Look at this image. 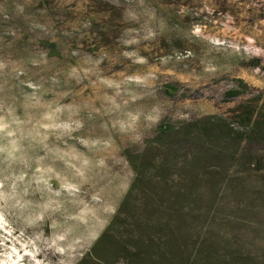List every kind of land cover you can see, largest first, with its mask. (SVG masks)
<instances>
[{
  "label": "rangeland",
  "instance_id": "rangeland-1",
  "mask_svg": "<svg viewBox=\"0 0 264 264\" xmlns=\"http://www.w3.org/2000/svg\"><path fill=\"white\" fill-rule=\"evenodd\" d=\"M237 79L264 91V0H0V264H75L122 151L164 116H227Z\"/></svg>",
  "mask_w": 264,
  "mask_h": 264
},
{
  "label": "trees",
  "instance_id": "trees-1",
  "mask_svg": "<svg viewBox=\"0 0 264 264\" xmlns=\"http://www.w3.org/2000/svg\"><path fill=\"white\" fill-rule=\"evenodd\" d=\"M243 94L227 116H164L122 151L130 183L75 264H264V91L237 79L225 97Z\"/></svg>",
  "mask_w": 264,
  "mask_h": 264
}]
</instances>
